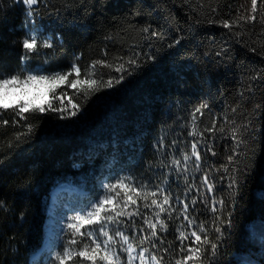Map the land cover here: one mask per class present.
<instances>
[{
    "label": "trees",
    "instance_id": "16d2710c",
    "mask_svg": "<svg viewBox=\"0 0 264 264\" xmlns=\"http://www.w3.org/2000/svg\"><path fill=\"white\" fill-rule=\"evenodd\" d=\"M47 4L39 5L35 26L41 40L51 36L56 43L51 63L44 66L48 72L68 70L74 57L81 55L78 64L83 75L93 60L104 58L105 50L110 62L134 54L146 62L120 85L102 87L89 93L87 100L83 91L77 99L75 89L66 84L58 87L56 95L66 91L82 105L74 117L60 119L59 113L48 110L25 113L26 120L11 111L0 115V264H55L52 257L61 242L51 240L50 250L43 246L52 190L60 184L82 189L68 193L75 211L103 193L102 183H114L125 175H131L137 186L164 187L173 199L190 203L197 197L195 211L190 206L189 214L206 228L211 229L215 215H222L217 221L224 228L218 255L210 262L208 248L196 264H264V0H257L255 13L251 0H47ZM24 12L19 0H0V66L8 73L20 67V41L31 27V23L26 26ZM253 15L255 20L247 19ZM225 20L232 24L230 29L223 27ZM144 28L149 31L143 32ZM153 31L163 38L151 36ZM41 51L53 53V49ZM32 55L29 64L36 68L44 57ZM47 92L37 105L58 106L53 93ZM201 105L206 107L196 113L195 126L203 135H189L192 114ZM14 120L18 124L13 125ZM29 123L33 133L16 141L17 133L26 131ZM214 123L215 131H205ZM161 138L166 147L158 153L154 145ZM193 142H198L201 155L199 170L195 157L188 172L164 166L173 155L181 160L182 152L191 155ZM205 173L214 185V191L207 193L209 199L224 201L215 214L202 202ZM232 177L238 184L230 188ZM193 183L195 188L185 198ZM137 204L141 215H153L143 201ZM174 206L172 219L161 214L167 231L158 226L155 241L159 245L163 240L160 247L169 248L168 254L151 249L164 256L162 264H175L182 255L177 228L183 216H176L183 205ZM229 212L231 228L226 223ZM121 219L128 224L126 234L133 236L132 221ZM132 219L137 228H146L140 216ZM184 223L181 230L191 231ZM208 236L215 241L217 233L209 230ZM191 242L186 240L185 246ZM84 243H90L87 237L75 247ZM68 264L91 262L76 257Z\"/></svg>",
    "mask_w": 264,
    "mask_h": 264
},
{
    "label": "snow or ice",
    "instance_id": "6c2138e0",
    "mask_svg": "<svg viewBox=\"0 0 264 264\" xmlns=\"http://www.w3.org/2000/svg\"><path fill=\"white\" fill-rule=\"evenodd\" d=\"M187 2V0H185ZM15 3V0H14ZM19 3L25 7L24 15L26 17V26L31 23V27H28V34L20 41L23 49V53L20 57V67L13 73H8L0 66V115L3 112L11 111L19 116L21 120H26L25 113L40 112L44 113L46 110L56 112L60 114V119H68L69 117L76 116L81 111V104L74 103L71 97H68L66 91L56 95V89L61 85H67L69 88L75 89L73 96L79 98L81 91H83L84 99L89 98V93L94 94L102 87L114 88L116 85H120L127 77L132 76L138 69L143 67L146 61H142L140 54H134L127 59L124 57H115L110 62L107 59L108 53L105 50L103 57L98 60H93L91 64L81 73V67L78 61L81 59V55H76L68 70L48 72L45 65L51 63L50 55H54L56 43L51 36L46 39H40V30L35 26V18L39 15L38 7L41 3H44L45 7H48L47 0H19ZM253 13L257 10V0H251ZM58 12V10H57ZM245 19V18H241ZM247 19L255 20V16H250ZM211 22V21H210ZM232 23H236L233 21ZM223 27L231 28L232 24L225 20L222 22ZM148 28H144L143 32L147 33ZM151 36L163 38V34L153 31ZM62 43V42H61ZM174 43H179L175 41ZM172 45H169L171 47ZM42 49H53V53H42ZM253 51H255L253 49ZM37 57L43 55L44 59L40 65L36 68H32L29 61L33 59V55ZM219 55V53H218ZM148 60H155L154 56H147ZM108 69V73L105 74L101 69ZM116 73V75H112ZM108 78L105 80L104 76ZM72 77V79H69ZM37 84H47L49 91L53 93V99L59 101L58 106H53L51 102L47 104V109L39 105H31L27 102H14L5 103L8 93L12 89H17L20 92H26L28 87ZM86 85L87 88H82ZM68 98V104L65 105L64 99ZM69 106L71 111H69ZM206 105H201L192 114V131L189 135H203L198 133L196 129V113L200 112L201 108ZM259 107V105H257ZM67 113V115H65ZM4 125L8 124L7 120H3ZM18 124V121L14 120L13 125ZM34 131L32 124H27L26 131L17 133L16 141H21V137L30 136ZM205 131H215V123L212 128L205 129ZM233 139H236L235 132ZM173 141V145H175ZM239 143V142H238ZM198 142L191 144V155L187 152H182V160L177 159L174 155L168 165H164L169 169L174 168L176 172H188L189 162L192 157H195L193 161L195 169L199 170L201 167V155L197 148ZM11 146V145H10ZM166 145L163 138L157 141L154 145L155 150L160 153L165 149ZM207 151H212L211 147H208ZM235 154V153H234ZM229 162H232L233 157L229 156ZM3 161H0L2 164ZM163 163V162H162ZM227 172V168L224 169ZM187 183V177H185ZM238 181L235 177L231 178L229 187L237 185ZM103 194L100 195L94 202H89L82 208L76 209V214L67 217L66 222L63 225L57 223L56 227L59 232H63L65 243L62 251H56L52 257L55 264H68L69 261L74 260L76 257H80L81 260L91 262V264H162L164 256L157 255V252H163L168 254L169 248H161L164 241L160 240L158 245L155 241L159 239L157 236V227L161 231H167V224L161 219V214H167L168 219H172V213L176 212L175 205H183L180 209L176 219H180L183 216V222L177 228L179 235L177 239L180 242L179 252L182 254L179 258L175 259V264H188L192 261L196 264L197 260H202L204 251L210 248L209 260L210 262L218 255L221 241L224 238V228L222 223L218 224L217 221H222V215H215L211 224V229L206 228L203 221L197 223L196 218L190 216V206L195 211L197 204V197H193L191 202L181 200L179 197L173 199L170 192L164 187L159 185L155 186V190H151L147 183H142L137 186L131 175H125L119 177L114 183H102ZM201 187L206 189V193L203 195L202 202L209 210L215 214L217 213V205L222 209L224 207L223 199L217 201L214 197L209 199L207 193L214 191V185L210 182L208 173H205L201 177ZM195 188V184H189L188 189L185 192V198L188 192ZM196 192L199 194L200 189L196 188ZM151 198V203H148ZM137 200L144 202L143 207L146 209H152L153 215L151 217L147 215H141L139 211V205ZM130 205L136 206L134 211H126ZM235 202H233V207ZM0 207H3V201H0ZM158 209V211H157ZM231 215L229 212V219L226 221L227 227L231 228ZM127 217L132 221L133 236L126 234L128 224L121 219ZM133 216H140L143 220L145 227H136V222L133 220ZM188 229L191 231L181 230L185 228V223ZM92 225H98V228L91 227ZM115 225L116 227H112ZM120 225H124L122 229ZM83 229V231H82ZM209 230L217 233L216 240L213 241L209 238ZM146 233V234H145ZM202 233V235L198 234ZM87 237L90 243H84L83 247L77 249L75 246ZM194 238V239H193ZM138 240L139 243L135 241ZM191 240V244L185 246V241ZM51 241V233L49 236ZM150 245L145 247L144 245ZM207 246V247H206ZM170 247V246H169ZM151 249H156L157 252H152ZM50 250V247H49ZM147 254V255H146Z\"/></svg>",
    "mask_w": 264,
    "mask_h": 264
},
{
    "label": "rangeland",
    "instance_id": "374dc122",
    "mask_svg": "<svg viewBox=\"0 0 264 264\" xmlns=\"http://www.w3.org/2000/svg\"><path fill=\"white\" fill-rule=\"evenodd\" d=\"M48 90L49 86L47 84L33 85L31 87H28L26 92H20L17 89H12L9 91L4 102H27L31 105H37L44 101L46 95L48 94ZM81 191L82 189L75 187L71 184H60L52 190V193H50V208L46 219L47 241L45 246L49 247L51 243V241H49V236L51 233V240L54 239L55 241L61 242V244L59 245L60 249L58 251L63 250V245L65 243L64 234L63 232L58 231L56 225L57 223L59 225H63L66 222L67 217L76 214V211L72 210V208L70 207L72 200L70 199V195L68 193H78ZM55 252L53 256L55 255ZM135 264H139V262L137 261L135 262Z\"/></svg>",
    "mask_w": 264,
    "mask_h": 264
}]
</instances>
